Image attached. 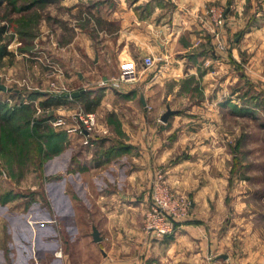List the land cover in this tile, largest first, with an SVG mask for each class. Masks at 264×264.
<instances>
[{
	"label": "crops",
	"instance_id": "crops-1",
	"mask_svg": "<svg viewBox=\"0 0 264 264\" xmlns=\"http://www.w3.org/2000/svg\"><path fill=\"white\" fill-rule=\"evenodd\" d=\"M88 1L92 5L89 10L95 14L94 24L90 22L84 29L66 20L71 37L60 40V29H52L48 36V52L62 74L49 76L47 67L27 57L19 58L23 69L10 76H15L20 86L7 89L22 99L34 100L32 104L37 103L35 98L44 97L54 111L79 105L85 110V104H95L85 110L97 116L91 143L83 142V134L67 132L63 148L55 150L48 161L53 174L49 196L55 213L47 221L63 222L64 236L69 240L65 239V257L73 252L85 254L86 264H264V209L253 211L250 207L263 205L264 199L247 196L246 182L240 183L244 192L235 197L240 201V212L218 228L217 213L204 216L199 212L203 196L192 192L193 180L171 170L169 180L180 178L177 188L181 194L191 195L193 214L164 239L148 241L142 231L143 214L151 202V164L168 161L184 136L177 135L170 142L168 132L153 126L162 121L185 78L193 80L190 93H213L207 101L193 104H224L228 120L233 104H240V151L258 155L261 150L258 131L264 132V120L247 126L250 113L243 95L250 90L259 98L264 96V20L250 24L249 17L245 18L250 0L237 5L220 0L225 21L215 38L204 9L216 0H109L110 4L107 0H77L70 4L71 12H79ZM217 40L224 48L217 47ZM205 42L212 45L211 52L206 47L198 49ZM151 54L161 61L145 68L142 59ZM210 61L211 66L206 67ZM134 63L140 73L137 84L119 89L93 85L101 76ZM56 79L67 91L83 92L77 98L54 103L58 89L50 83L56 84ZM236 81L237 86L233 85ZM233 90L243 100L233 102ZM216 93H223L222 102L215 100ZM183 163L164 165L183 170ZM10 179L0 174V233L5 238L0 254L4 257L8 252L10 224L15 223L22 238L20 246L27 247L32 256L40 236L39 194L24 197L16 189L20 184ZM204 218L206 223H198ZM94 229L99 233L98 241L93 238Z\"/></svg>",
	"mask_w": 264,
	"mask_h": 264
},
{
	"label": "rangeland",
	"instance_id": "rangeland-1",
	"mask_svg": "<svg viewBox=\"0 0 264 264\" xmlns=\"http://www.w3.org/2000/svg\"><path fill=\"white\" fill-rule=\"evenodd\" d=\"M76 1L0 0L1 83L7 85V88L12 86L13 89L20 86L14 81L16 77L10 76L15 75L18 72V68L20 70L23 69L22 65H18L19 58L27 57L37 61L41 67H47L48 62L46 60H53L47 46L48 36L53 33L52 29H60L63 32V35H59L60 40L67 39L73 35V32L66 29V20L84 29L89 28L90 22L92 24L96 22L95 14H92L89 10L92 7L89 1L86 5L85 3L83 4L80 14V11L71 12L70 4ZM240 2L241 0H231L227 4L237 5ZM249 2L250 4H247L244 14L245 18L249 17V23L255 24L264 20V10H262L264 0H250ZM107 3L110 4V1L107 0ZM171 3H174V0ZM212 6L221 10L224 6L220 0H216L210 1L204 9V13L207 14L214 27V32L212 31L214 33L213 37L217 38L218 28L224 24L221 26L214 25L209 11ZM257 11H260V13ZM66 13L70 15H67V19L64 20ZM215 44L219 48H224V44L220 41ZM198 47V49L206 47L208 51H212V45L209 42H205V46L199 45ZM152 56L155 58V64L161 61L158 56ZM211 62H208V65L205 66H211ZM199 63L201 65L202 61ZM200 68H203V65ZM119 72L105 76H115ZM101 78L102 76L93 85H99L98 82ZM138 79L128 85L137 84L139 82ZM56 80L55 85L62 88L63 86L60 85L58 79ZM238 84L239 81L233 83L235 86ZM192 86V78H185L179 94L171 100L172 104H169L173 106V108L169 107L172 110L175 109L176 113H171L166 121L159 120L158 124L153 126L154 128H159L160 131L168 132L170 142L175 141L177 135L184 134L183 140L178 143L173 155L164 164L176 166L185 162L183 163L184 165H181L185 168L183 170H179L178 167L176 169H168L163 163L153 162L151 164V180L155 171L160 170L170 191L186 200L188 205L186 218H188L193 214L191 195L181 194L177 188L181 182L180 178L176 179L174 177L171 181L169 180V175L173 173L171 170H177V174L180 177L185 175L186 179H192L193 188L195 187L193 190L191 189L192 192L195 194V191H198L197 195L203 196V198L200 197L199 199L200 203L203 202V204H199L201 207L199 212L203 213L204 216H207V212L217 213L219 215V217L217 215V227L222 228L227 220L235 219L240 212V201L235 197L240 196L244 192L243 186L240 185L241 182L247 183V196L252 200L261 196L264 199V132L258 131V134L262 136V140L259 143L261 144V150L258 155H253L249 152L247 155L243 154L240 151L242 143L240 139V126L242 123L239 118L240 104H233L234 106L230 109L231 119L228 120L229 118L224 116V104H193L195 101H207L206 99L212 96L213 93L208 91H205V93L201 90L196 93H190L189 90H191ZM63 88L66 90L65 87ZM243 96H246L249 113L257 112L253 115L247 114V126L259 125V120H264V96L262 95L259 98V95L250 90L244 93ZM243 96L241 97L240 93H234L233 90V102H238L239 99L243 100ZM43 98H35L36 104L27 103L22 105L21 102L23 103L25 97L22 99L16 96L15 91H3L0 89V174L18 182L21 187H16V189L24 197L28 196L27 198H30L32 193L35 197L38 192L41 221L39 223V243L32 256L27 253V247L20 246L22 238L19 237V229L17 230L15 223L10 224L12 225V230L7 241L8 252L4 253V257L0 254V264H86L85 254L77 255L73 252L71 254L67 253L65 257L66 237L62 229L63 222L47 221V217L55 213V209L51 207L49 196L53 174L48 167V161L55 150L63 148L64 136L67 133L65 126L53 125L51 121L59 114L69 118V120H73L72 113L77 107H69L65 111L60 110L63 108L61 107L60 111H54L55 108L39 106L42 101L46 100ZM257 99L259 104H257ZM215 100L222 102L223 93H216ZM33 106H38L40 112L35 111ZM164 106L165 104L161 108L163 109ZM227 110L229 111V109ZM178 116L180 118L178 119L179 121L173 123L172 121ZM50 117L52 118L49 119ZM255 131L257 130L255 129ZM31 185L35 187H31ZM255 185L256 189L254 188ZM250 186L252 189H250ZM213 198L214 202L212 201ZM204 200L207 201L205 204ZM149 206L143 214L142 226L144 215ZM250 207L255 211L256 208L261 209L260 207L264 209V204H253ZM203 222H207L206 218L198 223ZM236 223L239 224V219ZM143 233L145 239L152 241L144 231ZM4 239V235L1 232L0 245H3ZM9 241L13 243L11 246H9ZM66 241L69 240L66 239Z\"/></svg>",
	"mask_w": 264,
	"mask_h": 264
},
{
	"label": "built area",
	"instance_id": "built-area-1",
	"mask_svg": "<svg viewBox=\"0 0 264 264\" xmlns=\"http://www.w3.org/2000/svg\"><path fill=\"white\" fill-rule=\"evenodd\" d=\"M210 17L216 26H221L225 18L223 16V10L212 6L210 8ZM48 62L47 69L49 76H57L61 74L59 66L51 61ZM155 64V58L152 55H146L142 59V65L145 68H150ZM139 77V69L136 64H128L121 68L120 72L115 76L102 77L99 80V86L104 88L119 89L125 84H130L136 81ZM52 87L58 90L57 94L67 92L64 88L52 82ZM37 112H40V108L36 106ZM73 120L65 118L61 114L51 121L53 125H63L66 127L68 133L83 134V142L90 144V135L94 132L96 127V114L94 112H88L83 109L82 106H77L76 110L72 113ZM72 120V122H70ZM70 123V124H68ZM151 202L149 209L144 215L143 231L152 240L164 239L166 236L172 234L178 223L186 218L188 211V205L186 200L182 197L174 195L160 172L155 171L151 180Z\"/></svg>",
	"mask_w": 264,
	"mask_h": 264
},
{
	"label": "water",
	"instance_id": "water-1",
	"mask_svg": "<svg viewBox=\"0 0 264 264\" xmlns=\"http://www.w3.org/2000/svg\"><path fill=\"white\" fill-rule=\"evenodd\" d=\"M237 39V38H236ZM0 89H2L3 91H6L8 88H7V85H5L4 83H1L0 82ZM83 92V90H73V91H67V92H64L62 95L63 97L65 98H77L80 96V94ZM174 110H172L169 106L167 107V110L164 112V114L162 115V120L166 121L168 116L173 113ZM93 238L95 241H98L100 240V236H99V233L97 231V229H94L93 230Z\"/></svg>",
	"mask_w": 264,
	"mask_h": 264
},
{
	"label": "trees",
	"instance_id": "trees-1",
	"mask_svg": "<svg viewBox=\"0 0 264 264\" xmlns=\"http://www.w3.org/2000/svg\"><path fill=\"white\" fill-rule=\"evenodd\" d=\"M49 1H52V0H49ZM14 91V90H13ZM15 94H16V92H15ZM34 96V95H33ZM49 97V96H48ZM66 98L65 97H63V95L62 94H57L55 97H54V103H62L64 100H65ZM32 102H34V100H25V99H23V103L21 102V104L23 105V104H27V103H31L32 104ZM42 104H40L39 106H51V104L49 103V101H48V99H46V100H44V101H42L41 102ZM18 104V103H17ZM95 104H85V110L87 109H91L93 106H94ZM33 108L35 109V111H37V108H36V106H33ZM89 112V111H88ZM52 117H50L49 119H51Z\"/></svg>",
	"mask_w": 264,
	"mask_h": 264
}]
</instances>
